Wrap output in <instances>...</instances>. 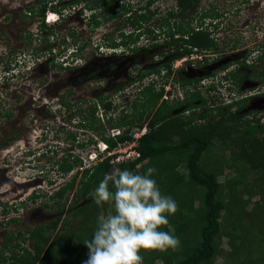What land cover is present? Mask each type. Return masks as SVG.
<instances>
[{
    "label": "trees",
    "instance_id": "trees-1",
    "mask_svg": "<svg viewBox=\"0 0 264 264\" xmlns=\"http://www.w3.org/2000/svg\"><path fill=\"white\" fill-rule=\"evenodd\" d=\"M59 1L38 0L36 7L34 4L26 6L27 15L31 18L38 17L40 20L39 32L51 27L43 20L47 10L61 13L69 4L76 5L80 1H86L85 6L91 10L89 15L91 23L88 24L92 29L100 24L101 19L113 16L124 17V22L130 28L128 32H125L121 26L116 25L108 33H104L105 47L120 46L131 51L139 50L140 55L147 57L151 48L157 47L154 41L160 35L157 31L159 28L168 38L165 39V43L173 49L167 53L153 51L151 57H165L162 63L138 70L132 79L119 81L110 90L98 93L96 100L87 107L88 112L92 114L91 117L85 111L80 114L79 125L85 132H95L96 138L89 137L88 140L78 142L77 146L96 145L97 140H101L111 151L117 148L118 143L134 140L133 130L145 128L144 132L135 139L134 149L138 152V156L114 164L111 160L115 155L101 157L98 154L101 159L82 170L77 169L69 180L61 184L49 196L46 193L41 195L48 196V200L54 199L57 204L54 207L45 202L46 207L53 206L55 210L61 211L65 206L67 194L75 188L76 192L70 204L75 205L77 201L86 197L90 200L75 211L77 214L84 215V221L64 239L60 238L59 231L52 235L57 227V220L29 226L25 231L18 230L4 234L0 245V263L83 264V261L88 258L89 251L84 242L91 238L98 223L92 211L98 210L105 213L106 209L112 208L107 204L103 208L95 204L91 196L94 188L112 167L127 168L135 173L141 170L144 173L152 165L157 169L153 175L162 193L172 196L178 204V210L168 217L169 223L162 225L161 230L169 231L168 226L171 225L174 229L172 234L179 238L180 243L177 249H169L166 252L142 249L140 254L144 257L143 264H154L156 259H160L163 264H219L215 263L214 259L221 245V237L227 238V244L230 247L226 255L227 264H264V124H260L258 118L247 119L244 118V113H239L245 99L232 100L223 104L209 103L205 112L199 110L196 117H193L188 115L190 111L207 106V99L200 90L193 89L189 93L187 91L185 98L181 101L186 104L185 108L173 113L179 103L167 98L165 92L169 91H165L164 83L158 87L156 80L151 79L138 87L133 98L125 100V89L132 85V82L142 80L147 75H158L162 72H164V78H168L169 74H173L174 60L192 53L194 48L197 53L212 50L218 39L211 31L219 30L222 13L215 7L199 9L200 0H175L176 9L167 12L172 21L164 17L158 23L146 25L154 15V11L148 8L151 1L136 8H133L128 0H71L57 4ZM209 5L212 4L209 3ZM188 13L190 16L184 18L183 16ZM194 17H197L199 21L196 25L191 24ZM206 19H209L207 23L204 21ZM142 35L147 41L151 38L153 43L149 45L141 43L139 38ZM23 36L27 41L30 39L29 32ZM86 44L85 41L81 42L75 50H81ZM34 58L38 60L37 57ZM203 60L206 61V57H203ZM198 62H201V59ZM51 65L55 67L56 62L53 61ZM226 66L227 64L222 65L224 68ZM182 70L183 67L174 72L178 74L174 82H178L181 87L200 81V77L191 79L182 75ZM229 73L235 81H239L240 76L235 70ZM262 74H264V68ZM117 92L120 93V98H124L121 104L112 99V93ZM60 102L69 104L62 99ZM121 105H125L127 109H121L124 112L116 115L114 112ZM98 110L102 111L101 116ZM184 111L188 114H183ZM145 118L148 119L144 124ZM196 120H203V123H197ZM112 129L120 131L118 134L111 135ZM175 136L177 139H174ZM67 138L74 139L75 136L68 134ZM8 142L9 139L3 143ZM219 144L222 145L221 149L230 151L228 157L220 156L216 150H213L214 146ZM93 148L97 151L96 146ZM207 153L211 154L206 156ZM182 162L187 167L186 175L176 169ZM83 164V159L79 155L67 153L60 157L56 168L62 175H66L73 168L82 167ZM225 167L234 172V175L220 182L218 176ZM249 172L254 175L251 180L246 179ZM78 174L80 177L76 183ZM48 183L53 184V180H48ZM180 188H185L184 197ZM203 188L204 193H202ZM254 192L260 195V199L254 203L252 210L261 211V223L254 218L246 220L243 218L249 198L243 199L242 196L247 193L251 197ZM38 196L40 195L34 197ZM224 197L227 199L225 200ZM196 198L202 199L203 205L194 209ZM222 210L225 211L223 215ZM249 214L252 213L249 212ZM193 219L199 220V223H196L197 226L193 223L194 228L189 231ZM28 241L31 243L30 248L25 244ZM177 257L182 258L174 262Z\"/></svg>",
    "mask_w": 264,
    "mask_h": 264
},
{
    "label": "rangeland",
    "instance_id": "rangeland-1",
    "mask_svg": "<svg viewBox=\"0 0 264 264\" xmlns=\"http://www.w3.org/2000/svg\"><path fill=\"white\" fill-rule=\"evenodd\" d=\"M68 1L71 0H60L57 4ZM148 1H151L148 8L154 11V15L146 25L158 23L164 17L170 18L172 21L167 12L176 9L175 0H128V3L136 8L141 4L145 5ZM84 3L86 1L66 6L61 13L57 14L56 22L51 17L47 22L43 18L44 22L51 27L39 32V18L34 16L31 18L25 11L27 5L38 6V0H0V220L3 221L0 222V245L4 233L25 231L29 226L46 224L52 220L58 221L52 235L59 231L60 238L64 239L84 221V215L77 214L75 211L90 200L86 197L77 201L75 205L70 204L76 192L75 188L67 194L65 206L61 211L53 208V206H57L54 199L48 200L47 198L61 184L69 180L77 169L82 170L99 158L97 156L91 160L88 156L95 150L93 147L96 145L77 146L78 142L88 140L89 137L96 138L95 132H85L84 128L79 125L80 114L85 111L91 117L92 114L88 112L87 107L96 100L98 93L110 90L119 81L132 79L138 69L144 65L139 60V50L131 51L120 46L116 48L104 46L103 34L108 33L114 26L119 25L123 31H129L130 28L124 22V17L113 16L101 19L100 24L92 29L88 24L91 23L89 19L91 10ZM198 7L199 9L229 7L231 10L233 7H237L238 14L234 17L237 28L232 38L229 36L230 34L225 36L227 28H223L219 32L218 42L212 50L197 53L194 48L192 53L176 60L174 71L172 70L174 73L178 68L182 69L183 67L187 75L195 76L197 74L194 71L196 69L201 71L199 66H204V69L207 70L203 71L205 73L209 71L211 76L206 74L201 77L200 81L181 87L178 84H173V81L171 82V79L176 78V74H173V78L171 74L168 75V78H164V72L158 75H147L142 80L132 82V85L125 89V100L133 98L138 87L154 79L158 87L164 83L165 91H169L165 92V95L170 101L179 103L173 113L180 112L185 108L186 104L181 101L185 98L187 91L189 93L190 90L199 89L207 99V106L190 111L189 114L184 111L183 114L196 117L199 110L204 112L207 110L209 103L223 104L228 102L230 95L236 96V98L246 95L249 99L239 113H244V118L247 119L258 118L260 124H264V94H258L264 89V83L261 87L256 84L255 79L246 80L242 86V95L238 93L232 95L231 92L235 91L234 88L227 82H222L221 79L225 71L222 65L228 63L229 69L236 68V61L242 58L243 54L252 52L255 44L264 40V0H200ZM46 12L52 11L47 10ZM188 14L183 17L188 18L190 16ZM204 21L207 23L208 19ZM198 22V19L193 18L191 24L196 25ZM160 30L157 28L160 35L154 41L157 43V47L152 49L155 52L169 51L168 48L171 46L165 43V39L168 38L163 30ZM27 32L30 33L28 41L23 36ZM116 33L117 31L115 36ZM144 38L143 35L139 38L141 43L147 45L153 43L151 38L148 41ZM84 41L87 44L81 50L76 51L75 47ZM34 57H37L38 60ZM203 57H206L207 60H203ZM53 61L56 62L55 67L51 65ZM262 65H264V58L255 68L246 63L239 66V71L257 75V72L260 71L259 67ZM228 89L232 90L229 92ZM61 99L71 104V107L69 104L61 103ZM112 99L121 104L124 98H120V93L117 92L112 93ZM121 109H127V107L121 105L114 113L121 115L123 111ZM101 112L98 110L99 116H101ZM147 119L143 120L144 124ZM196 122L203 123V120H196ZM141 132L142 130L135 129L133 135H141ZM68 134H73L75 138H67ZM3 139H9V142L3 143L5 141ZM174 139L177 137L175 136ZM131 142H126L120 146L119 150L114 151V158L132 153V150L127 147ZM123 147L127 149L126 152L121 150ZM221 148L222 145L219 144L215 145L213 150H216L220 156L228 157L230 151ZM235 149L237 150V147ZM67 153L79 155L84 164L82 167H75L68 174L62 175L58 172L56 163L61 156ZM209 154L211 153L205 155ZM106 155L108 153H102L101 157ZM128 160L130 159L124 161ZM176 169L183 175L187 174V167L183 162ZM115 171L116 168L112 167L107 175L110 176ZM138 173L143 174L141 170ZM232 175L234 172L225 167L218 176V180L224 182ZM253 176V173L249 172L246 179L251 180ZM79 177L80 174L77 175L76 183H78ZM48 180H53V184H49ZM179 187L181 186L179 185ZM184 189L180 188L182 197L186 194L183 192ZM44 193L48 196H41ZM202 193H204V188ZM37 195L40 196L34 197ZM242 198H249L243 218L245 220L254 218L261 223V211L259 209L252 210L254 203L259 201L260 195L254 192L249 197L246 193ZM224 199L226 200L227 197ZM45 202L53 206L46 207ZM202 205V199L196 198L193 208L197 209ZM112 210L113 208H108L105 213L93 210L92 214L98 222L101 215L110 214ZM249 212L252 214L250 215ZM221 213L223 215L225 211L222 210ZM193 223L197 226L196 223H199V220L193 219L189 231L194 228ZM168 230L174 233L171 225L168 226ZM220 243L214 261L219 264H227L226 255L230 250L227 238L221 237ZM25 244L27 247H31L29 241ZM5 254L7 255V253ZM180 258L182 257H177L174 262ZM154 264L163 263L160 259H156Z\"/></svg>",
    "mask_w": 264,
    "mask_h": 264
},
{
    "label": "clouds",
    "instance_id": "clouds-1",
    "mask_svg": "<svg viewBox=\"0 0 264 264\" xmlns=\"http://www.w3.org/2000/svg\"><path fill=\"white\" fill-rule=\"evenodd\" d=\"M57 14L46 12L45 22L47 16L56 22ZM218 29L211 31L216 38L223 30L220 26ZM98 142L103 141L97 140L99 155L109 151L107 147L100 150ZM156 171L155 167H148L139 174L118 168L100 180L91 193L92 199L97 206L103 208L107 204L114 211L100 216L91 238L84 242L89 251L83 264H143L142 249L166 252L179 245L177 236L161 230L178 210V204L172 196L162 193L153 175Z\"/></svg>",
    "mask_w": 264,
    "mask_h": 264
},
{
    "label": "flooded vegetation",
    "instance_id": "flooded-vegetation-1",
    "mask_svg": "<svg viewBox=\"0 0 264 264\" xmlns=\"http://www.w3.org/2000/svg\"><path fill=\"white\" fill-rule=\"evenodd\" d=\"M217 9V8H216ZM219 12H221V24H220V27L223 29V28H227L226 29V33H225V36L229 35L231 38L233 36V33H236V24L237 22H235V15L238 14L236 12L237 10V7H233V9L231 10V8L229 7H225V8H222V9H218ZM194 18H197V17H194ZM239 30V29H238ZM173 48L169 47L168 50L171 51ZM163 51V50H162ZM161 51V52H162ZM153 52V49L151 48L150 50V54L147 55V57H143L142 55L139 54V60H141L142 64H144L140 69L138 70H142L144 68H148V67H151L153 66L154 64H157V63H162L163 60L165 59L164 56H161V58H153L151 57V53ZM168 51H163V53H167ZM153 55V54H152ZM264 58V40L262 41H259L258 44L256 43L254 48L252 49V52H250L249 54H243L242 58H240L238 61H236V68L234 69H229V64L223 68L225 71H224V75L223 77H221L222 79V82H227L229 85L232 86V88H234L235 91L231 92L232 95H236L237 93L238 94H241V92L243 91L242 90V86L245 84V81L246 80H249V79H255L256 80V84L257 85H261L262 87V84L264 83V74H262V69L264 68V65L260 66V71L257 72V75L256 74H251V73H247V72H241L239 71V66L241 65H245L246 63H248L251 67H256V65L259 64V62ZM200 63V62H199ZM238 63V64H237ZM148 64V65H147ZM196 67H198L197 65H194ZM190 68V67H189ZM199 68H201L202 70L201 71H198V69H196L194 71V73H196L197 75L195 76H191V75H187L185 69L182 70V75L188 77V78H191V79H196V78H201L202 76H206V74H209V76H211L210 72L207 71V73H205L203 70H207V69H204V66H199ZM207 68V67H205ZM192 70V68H190ZM232 70H235L237 72V74L240 76V79L239 81H235L234 78L230 75V71ZM244 71V70H243ZM200 73V74H199ZM229 73V74H228ZM174 74V73H173ZM173 74H172V78H173ZM213 74V73H212ZM227 74L229 75L228 78L226 77ZM208 76V77H209ZM176 77H178V74L176 75ZM213 77V76H212ZM207 78V77H206ZM171 79V78H170ZM174 82V78L171 79V82ZM174 84H178V82H174ZM180 85V84H179ZM229 92L230 90L232 89H228ZM258 94H261L263 95L264 94V89L262 91H259ZM242 95V94H241ZM240 95V96H241ZM238 99H245L244 100V106H245V103L246 101L249 99L248 96L244 95L243 97L241 98H236V96H231L229 97L228 99V102L232 101V100H238ZM243 106V107H244ZM2 109V108H1ZM6 139V138H5ZM3 139V140H5ZM14 139V138H13ZM6 141V140H5ZM8 219V218H7ZM0 222H3L0 220ZM6 234V233H4ZM3 234V235H4Z\"/></svg>",
    "mask_w": 264,
    "mask_h": 264
},
{
    "label": "built area",
    "instance_id": "built-area-1",
    "mask_svg": "<svg viewBox=\"0 0 264 264\" xmlns=\"http://www.w3.org/2000/svg\"><path fill=\"white\" fill-rule=\"evenodd\" d=\"M47 20H49V16H47ZM183 58V57H182ZM181 59V58H180ZM180 59H178V60H180ZM173 66H176V63L174 62L173 63ZM142 130V132H141V134L144 132V130H145V128H143V129H141ZM119 129H112L111 130V135H115V134H118L119 133ZM134 136V138L136 139L137 137H139L140 135H133ZM132 140V142L127 146L128 147V149H131L132 151V153H126L125 155H121V156H117L116 158H113L112 160H111V162L112 163H118V162H121V161H124V160H127V159H133V158H135V157H137L138 156V152L134 149V147L136 146V140ZM126 142H128V141H126ZM126 142H123V143H118L117 144V148H115V150L113 149V150H111V151H107L106 153H108V155L109 154H114L113 152L114 151H117V150H119V148H120V146L121 145H123V144H125ZM98 146H99V149L100 150H103V148H106L107 147V145L105 144V143H103V142H98ZM122 151H124V152H126L127 151V149L126 148H124L123 147V149H121ZM117 154V153H116ZM89 158L91 159V160H93V159H95V158H97V156H98V153L96 152V151H93L92 153H89ZM98 159H101V157L100 158H98ZM116 161V162H115Z\"/></svg>",
    "mask_w": 264,
    "mask_h": 264
}]
</instances>
